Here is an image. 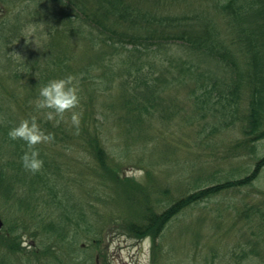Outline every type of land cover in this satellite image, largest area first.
Listing matches in <instances>:
<instances>
[{"label": "trees", "instance_id": "1", "mask_svg": "<svg viewBox=\"0 0 264 264\" xmlns=\"http://www.w3.org/2000/svg\"><path fill=\"white\" fill-rule=\"evenodd\" d=\"M1 1L5 5L7 0ZM17 1L8 0L10 4ZM22 1L24 3L17 14L26 16L25 24L42 21L46 29L41 35L42 40L37 43L39 48L34 49V54L25 60L32 65L27 72L24 70L26 65L21 64L18 55H14V52L19 53L21 46L12 49L13 42L9 44V36L20 30V18L15 16V21L11 22L6 18L7 7L4 6L5 17L0 22V66L4 62L9 65V75L17 82V85L10 87L0 67V196L7 206L13 204L12 213L15 214L5 226L6 233H3L2 242L8 251L14 254L24 252L21 237L27 226L22 227L21 224L26 217L41 224L42 230L48 233L47 243H39L40 246L31 252V256L42 259V264H56L57 260L62 262L65 251L59 254V250L65 247L64 243L67 242L68 246L71 242L76 244L85 234L91 236L93 244H100L102 228L97 222L99 203L107 202L110 195L96 189L93 192L94 199L89 204L75 196L74 203L65 210V216H55L52 211L47 213L42 206L62 204L61 188H57L58 184L55 187L57 180L54 176H66L62 171L63 162L55 159L49 150L46 154L38 145L44 164L41 171L32 174L21 164L24 142L13 141L8 137L9 129L21 119L37 114L34 106L31 110L29 102L38 96L40 85L55 77L66 76V69L73 65V56L68 54V49L73 45L74 36L78 35V39L84 40L87 38L93 44V48L89 46L94 51L91 52L93 55L86 54L88 62L85 69L80 70L85 71V77H89L92 59H102L104 71L118 67L115 74L121 78L118 82L120 93L116 103L111 106L119 112L110 115L120 126L123 138L125 135L121 157L131 147L138 149L149 146L153 138L150 131L157 120V111L166 120L181 113L180 108L161 103V95L169 83L187 87L186 97L192 104L191 110L214 99V107L222 104L236 113L238 102L247 98V111L239 126L245 136V143L254 144L264 140V0H195L191 10L187 6L188 10L184 9L181 13L171 8L176 0H158L157 4V0ZM7 29L10 35H7ZM37 29H41L40 25ZM171 46H177V49L156 57L162 61L158 74H155L151 71V64L148 62V67L142 59L150 53L168 47L172 49ZM178 48H181V52ZM102 51L107 56L100 55ZM42 63L55 68L43 72L37 67ZM39 73L42 75L37 76ZM109 81L114 83L116 78L112 75ZM90 84H86L87 90H98L99 83ZM22 92L25 93V99L20 102ZM88 94L87 99L81 98L84 104H80L77 109L83 113L78 134H75L69 123L53 126L52 122L43 119L40 123L55 138L60 135V141L66 143L65 146L74 143L79 148V144L84 142L85 147L80 151L89 152L93 161L89 163L90 171L87 169L89 176L95 177L104 186L108 183L110 186L111 180H119L122 163L112 160L103 142L100 119L106 118L108 114L93 104L96 95ZM15 105L19 108L17 112L14 110ZM194 111V116H198L195 118L201 122L203 113L196 109ZM187 123L199 125L192 119H187ZM194 129L201 132L199 126ZM75 157L71 163H80V156L77 154ZM263 169L264 155L257 160L251 172L243 177L218 181L212 177L216 175L211 174L210 178L200 180L193 191L179 197L161 212L155 210L146 198L145 202H137L135 194L128 191L124 194L128 202L122 204L123 210L131 203L135 205L126 210V216L122 212V227L129 235L139 239L151 236L153 248L156 249L157 238L162 236L167 224L184 210L232 188L253 184ZM68 190L65 196L69 198V193L74 197ZM145 190L139 188V191ZM238 216L247 219V247H239L242 248L240 254L233 255L235 264H264V209L260 206L249 207L239 210ZM84 261L87 259L84 258ZM0 264L8 263L1 261Z\"/></svg>", "mask_w": 264, "mask_h": 264}, {"label": "rangeland", "instance_id": "2", "mask_svg": "<svg viewBox=\"0 0 264 264\" xmlns=\"http://www.w3.org/2000/svg\"><path fill=\"white\" fill-rule=\"evenodd\" d=\"M21 1L10 4L7 0L3 5L0 0V22L1 18L5 17L3 13L6 8L4 6L7 7L6 18L11 22L15 21V16L20 18V30L16 29L14 35L9 36L11 38L9 44L13 42L12 49L21 46V50H18L21 55L19 59L21 64L26 65H22L25 67L24 70L29 72L32 67L31 62L27 64L25 60L34 54L36 44L42 40L41 35L46 28L42 21L25 24L26 16L17 14L19 7L24 3ZM158 2L157 0L156 4ZM192 2L195 0H176L171 8L181 13L184 9L188 10L187 6L191 10ZM54 14L57 15V12L55 11ZM39 25L41 29H37ZM6 31L7 35H10L9 29ZM24 36H29V38ZM77 36L72 38L73 45L68 49V54L73 56L71 61L73 65L66 69L65 75L77 76L80 84V97L85 100L88 93L96 95L93 97V104L107 112V117L100 119L104 134L103 142L108 152L111 153L112 160L122 163V169L119 180H111L110 186L109 183L104 186L95 177L89 176V163L93 161L89 152L80 151L85 147L84 142L79 144V148L72 143L69 145L71 149H68L69 146H65L66 143L61 142L60 135H58L55 138L56 143L53 141V144L40 146L46 154L50 151L55 159L63 162L62 171L66 175L54 176L57 180L55 187L58 184L57 188H61L62 204L49 203L48 207L42 206L44 211L47 213L52 211L55 216L61 217L65 216L64 212L67 207H71L74 203L75 196L89 204V201L94 199L93 192L96 189L104 190L110 195L107 202L99 203L100 213L97 214L99 215L97 222L102 228L100 244H93L91 236H86V234L81 236L76 244L71 242L68 246L65 242V247L59 250V254L65 251V256L62 257V262L57 260L56 264H81L85 262L84 258L87 259L85 264H92V261L94 264H235L233 255L240 254L242 248L239 247H247V219L239 217L238 211L257 206L264 209V169L253 184L232 188L208 201L192 205L184 210L167 224L162 236L157 238L156 249L153 248L151 236L139 239L129 235L122 227V222H124L122 212L126 216L128 213L126 210L135 205L131 203L124 211L122 204L128 202L124 194L130 191L135 194L137 202H145L146 198L155 210L161 212L179 197L193 191L200 180L210 178L211 174H215L216 176L212 177L217 178L218 181H225L250 173L257 160L264 155V140L254 144L245 143V136L239 126L243 123V114L247 111V98L238 102L236 113L234 109L222 106V104L214 107V99L207 100L201 106L193 107L194 109L191 110L192 104L186 97L187 87L169 83L161 95V103L165 106L173 105L180 108L181 113L172 115L169 120H166L157 111V120L150 131L153 138L149 146L138 149L131 147L128 153L121 157L125 135L123 138L120 126L117 121H114V116L110 115V113L119 112L117 108L111 106L116 103V98L120 93L118 82L121 78L120 75L115 74L118 67L104 71L101 66L102 59L98 61L92 59L89 77H85V71L80 70L85 69L84 66L88 62L86 54L93 55L91 52L94 51L89 48V46L93 48V44L89 39H78ZM176 47L150 53L142 60L148 67H150L149 62L151 71L158 74L162 60L156 57L165 56L166 53L177 49ZM178 50L181 52V48ZM99 52L100 50L97 54ZM100 55L107 56L104 51ZM2 64L1 72L9 84L6 83L10 87L17 85V82L9 75V65L5 62ZM45 65L42 63L37 67L43 72L55 68V66L46 67ZM42 73L37 76H41ZM112 75L116 78L114 83L109 81ZM89 83H99L98 90L92 88L87 90L86 84ZM22 94L20 102L25 99V93L22 92ZM81 104H84L82 100ZM32 106L31 104V110ZM17 109L19 108L15 105L16 112ZM195 109L203 113L201 122L195 118L198 116H194ZM187 119H192V122L197 121L199 125L188 124ZM195 126H199L201 132L196 131ZM77 154L81 158L80 161L77 160L80 163H71ZM81 168H83L82 172ZM61 183H63L62 186H60ZM139 188H146V190L142 192ZM68 189L74 197H71L69 193L67 194L69 198L65 196ZM13 207V204L7 206L3 197L0 196V215L5 222L0 230V262L42 264V259L31 256V252L35 247L40 246L39 243H47L48 233L42 230L41 224L29 217H26L27 219L21 224L22 227L27 226L21 237L24 252L14 254L4 246L3 233L7 231L5 226H8L14 218ZM6 218L10 220L7 221ZM21 219L23 220L24 217ZM54 247L57 248V244Z\"/></svg>", "mask_w": 264, "mask_h": 264}, {"label": "clouds", "instance_id": "3", "mask_svg": "<svg viewBox=\"0 0 264 264\" xmlns=\"http://www.w3.org/2000/svg\"><path fill=\"white\" fill-rule=\"evenodd\" d=\"M24 37L29 38V36ZM36 46L39 48V45L36 44ZM14 55L21 56L16 52ZM29 103L34 106L37 114L21 119L17 125L9 129L8 137L13 141L24 142L22 167L36 174L41 171L44 164L37 146L50 144L55 139L53 133L47 132L41 126V119L52 122L53 126L69 123L75 130V134L79 133L83 113L77 111L81 104L78 77L68 74L64 77L50 79L47 83L40 85L38 96Z\"/></svg>", "mask_w": 264, "mask_h": 264}, {"label": "water", "instance_id": "4", "mask_svg": "<svg viewBox=\"0 0 264 264\" xmlns=\"http://www.w3.org/2000/svg\"><path fill=\"white\" fill-rule=\"evenodd\" d=\"M3 225H4V222H3V220H2V218L0 216V229L3 227Z\"/></svg>", "mask_w": 264, "mask_h": 264}]
</instances>
